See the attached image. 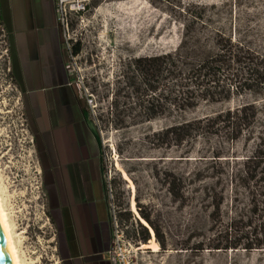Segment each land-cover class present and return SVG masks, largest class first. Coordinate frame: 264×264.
I'll use <instances>...</instances> for the list:
<instances>
[{
  "label": "rangeland",
  "instance_id": "374dc122",
  "mask_svg": "<svg viewBox=\"0 0 264 264\" xmlns=\"http://www.w3.org/2000/svg\"><path fill=\"white\" fill-rule=\"evenodd\" d=\"M197 15L202 17L201 22L192 21ZM73 31L71 47H62L63 66L71 90L90 106L85 109V119L99 144L108 209L109 261L264 264V249L258 248L264 240L262 221L253 213L248 193L235 192L230 185L240 164L254 154L257 138L264 137V110L260 109L255 128L236 143L215 135L171 148L152 144L154 134L171 126L246 104L262 108L264 92L233 97L229 102L202 104L192 111L121 130L99 118L128 61L173 52L184 39V47H205L208 51L214 47V35L217 47L216 35L221 34L264 57V0H98ZM77 43L81 51L72 56ZM9 52L6 33L0 25L1 204L20 264H61L32 133V110L15 82ZM251 133L254 137L249 138ZM211 151H219L224 158L212 162ZM172 182L180 198L171 196ZM220 201L213 220L212 204ZM132 202L136 214L131 211ZM233 224L236 226L231 227ZM232 228L251 232L242 245L250 244L252 250L244 246L236 250L213 249L233 239ZM151 240L158 247L156 252L144 248Z\"/></svg>",
  "mask_w": 264,
  "mask_h": 264
},
{
  "label": "trees",
  "instance_id": "16d2710c",
  "mask_svg": "<svg viewBox=\"0 0 264 264\" xmlns=\"http://www.w3.org/2000/svg\"><path fill=\"white\" fill-rule=\"evenodd\" d=\"M201 19L199 15L192 17L194 22H201ZM216 38L217 47L214 35V47L208 51L205 47H184V39L173 52L128 61L113 90H110L105 113H101L99 118L109 127L121 130L173 113L192 111L202 104L213 105L229 102L233 97L263 93L264 57L236 39L221 34L216 35ZM80 51L81 45L77 43L71 55L76 56ZM79 105L83 111L88 109L86 100H79ZM260 109L264 110V107L246 104L210 117L171 126L154 134L152 144L157 148H171L190 145L201 138L215 135H223L226 141L236 143L255 128ZM262 129L264 133V124ZM248 137H254L253 133ZM257 140L259 142L254 154L240 164L230 185L233 191L244 190L251 197L250 205L253 213L262 221L264 237V137L260 136ZM210 155L212 162L224 158L219 151H211ZM169 186L171 196L180 198L176 183H169ZM221 204V201L212 204L211 219H215V212ZM142 218L149 223L148 218ZM232 231L233 239L226 246L213 249L236 250L242 246L245 250L253 249L250 244L242 245L251 232L244 233L235 228ZM155 234L158 236L156 231ZM260 247L264 249V240Z\"/></svg>",
  "mask_w": 264,
  "mask_h": 264
},
{
  "label": "crops",
  "instance_id": "0c3cea01",
  "mask_svg": "<svg viewBox=\"0 0 264 264\" xmlns=\"http://www.w3.org/2000/svg\"><path fill=\"white\" fill-rule=\"evenodd\" d=\"M54 2L0 0V21L15 82L32 110V132L45 179L53 204L58 189L74 255L80 258L72 227L87 263L112 264L99 144L63 66Z\"/></svg>",
  "mask_w": 264,
  "mask_h": 264
},
{
  "label": "flooded vegetation",
  "instance_id": "af4514ba",
  "mask_svg": "<svg viewBox=\"0 0 264 264\" xmlns=\"http://www.w3.org/2000/svg\"><path fill=\"white\" fill-rule=\"evenodd\" d=\"M83 113L85 115V111H83ZM35 140H36V137H35ZM37 155H38V160H39L38 162H39V168H40V175H41V179L43 182L42 185L45 191L47 192L49 203L51 206L52 223L55 227V245L57 249V255L60 257V260H61V264H90V263H87L84 257L82 256V250H81L82 248H81V245L79 244V239L77 237L76 229L72 227L73 228L72 233L74 234V239L77 242L76 247H77V251L79 253L80 258L77 259L74 255L75 250H74V246L69 241L68 232H67V228H66V224L64 220V214H63L64 209H63V205L59 201L58 189H57V197L55 198L57 202L53 204V198L51 196L50 188L48 187L47 181L45 179V173L43 171L39 152ZM107 233L105 232L103 236L106 237Z\"/></svg>",
  "mask_w": 264,
  "mask_h": 264
},
{
  "label": "built area",
  "instance_id": "2783aa9c",
  "mask_svg": "<svg viewBox=\"0 0 264 264\" xmlns=\"http://www.w3.org/2000/svg\"><path fill=\"white\" fill-rule=\"evenodd\" d=\"M54 1L56 25L60 31L63 45L65 47H71V35L74 32L73 27H77L78 24H81L86 19L92 5L98 0Z\"/></svg>",
  "mask_w": 264,
  "mask_h": 264
},
{
  "label": "bare ground",
  "instance_id": "6f19581e",
  "mask_svg": "<svg viewBox=\"0 0 264 264\" xmlns=\"http://www.w3.org/2000/svg\"><path fill=\"white\" fill-rule=\"evenodd\" d=\"M131 211L136 214L134 202L131 203ZM141 222H142V224L147 226L143 220H141ZM0 226H1V229H2V232L4 235V239H5V242L7 245V249H8L12 264H20V260H19L18 254H17L15 242L12 238V233H11L10 226H9V223L7 220V216H6V214L2 208L1 199H0ZM144 248L150 249L153 252H156L158 247H157L156 243L153 240H151L147 246H144Z\"/></svg>",
  "mask_w": 264,
  "mask_h": 264
},
{
  "label": "water",
  "instance_id": "95a60500",
  "mask_svg": "<svg viewBox=\"0 0 264 264\" xmlns=\"http://www.w3.org/2000/svg\"><path fill=\"white\" fill-rule=\"evenodd\" d=\"M0 264H12L1 226H0Z\"/></svg>",
  "mask_w": 264,
  "mask_h": 264
}]
</instances>
